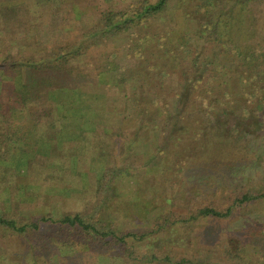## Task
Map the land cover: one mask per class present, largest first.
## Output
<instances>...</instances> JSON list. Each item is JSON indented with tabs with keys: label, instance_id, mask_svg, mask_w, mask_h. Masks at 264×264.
Returning a JSON list of instances; mask_svg holds the SVG:
<instances>
[{
	"label": "trees",
	"instance_id": "trees-1",
	"mask_svg": "<svg viewBox=\"0 0 264 264\" xmlns=\"http://www.w3.org/2000/svg\"><path fill=\"white\" fill-rule=\"evenodd\" d=\"M167 1H146L141 8L131 2L125 11L110 12L102 31L94 30L95 24H80L88 20V13H75V26L82 32L74 34L67 28L66 6L71 3L78 10L82 8L79 1L0 0V232L18 238L49 235L54 245L49 256L52 264H110L101 262L105 254L126 263L193 264L185 258L173 261L148 251L142 254L139 244L155 239L168 225L185 228L203 219H228L243 205L264 200V193L236 194L225 208L211 203L172 221L165 215L162 222L142 232L122 229L103 215L118 180L139 178L140 170L154 165L158 156H162L156 166L161 174L184 169L186 154L178 148L183 145L194 151L210 132H223L218 122L221 115L229 112L235 118L256 119L258 124L264 119V36L259 33H254V44L246 49L235 46L231 38L222 41L219 35L223 32L214 37L219 43L218 56L233 58L228 59L229 67L226 60L217 61L219 76L205 84L206 93L199 96L202 101L196 103L194 112L188 111V103L204 79L198 75L201 59L196 51L189 65L179 69L173 103L171 96L160 95L159 89L172 78L174 68L156 70L159 57L167 55L156 31L176 36L178 52H169L172 60H184L191 52V36L171 29L178 19L167 18ZM255 1L262 0H197L198 10L192 18L208 20H200L192 36L202 38L216 23L227 30L222 16L210 20L211 10L240 8ZM114 40L119 43L110 47ZM108 72L115 74L113 82ZM228 72L233 75L228 77ZM144 100L160 104L161 109L148 111L140 104ZM117 102L122 105L121 126L102 118ZM23 114H28L32 133L41 140H28L33 142L31 151L18 146L27 140L15 124L16 116ZM134 126L139 130L129 131ZM153 137L161 140L160 146L153 147L149 161L139 165L132 158L131 145H142ZM38 144H47L46 151ZM20 176L39 187L50 184L62 193L79 194L82 209L58 217L50 212L28 213L21 209V204L35 200L29 197L28 184L24 196L16 189L18 184H10ZM139 182L147 181L142 177ZM3 257L0 254V264Z\"/></svg>",
	"mask_w": 264,
	"mask_h": 264
},
{
	"label": "rangeland",
	"instance_id": "rangeland-1",
	"mask_svg": "<svg viewBox=\"0 0 264 264\" xmlns=\"http://www.w3.org/2000/svg\"><path fill=\"white\" fill-rule=\"evenodd\" d=\"M76 1H79L82 8L73 10L71 3H67L66 6L70 17L67 28L74 34L78 31L82 32L75 26V13H88L90 16L88 20H82L80 24L85 27L90 25L92 27L95 24L92 28L102 31L107 26L111 16L110 12L125 11L129 8L131 2H136L138 8H141L146 1L152 2L154 0ZM197 4V0H168L166 4L167 18L174 17L178 19L176 23L174 21L175 25H171L173 26L171 29L178 28L180 32L184 31L182 32L184 34L181 35L191 36L189 37L191 52L186 59L180 60L176 57L175 60H172L173 58L169 52L171 50L178 52L174 48L177 44L176 36L173 34L167 36V33L162 30L156 31L162 39L159 42L161 44L160 48L167 54L159 57L156 70L161 67L165 70L174 68L172 78L170 77L165 81L164 86L159 89V93L164 97L171 96L172 103L178 88L177 81H180L178 74L183 71L182 68L189 65L192 51L194 53L196 51L201 59L198 75L204 76V79L197 84L195 90L193 89L191 102L188 103V111L192 112L196 109V103L202 101L199 96L206 93L205 84L210 79H217L219 76L218 71L215 69L217 61L226 60L225 65L229 67L228 59L233 58L226 54L222 57L218 56L217 47H219V43L214 40V37L223 32L222 35H219L222 41L226 40L228 42L231 38L235 41V46L238 44L240 49H246L254 44V33L264 36V0L255 1L240 8L236 6L221 9L219 6L217 9L211 10L210 20L215 19L217 15L222 16L221 19L228 23L227 30H224L223 24L211 22L215 25H212L210 33H205L202 38L191 34L196 32V24L200 20H208L204 17L198 20L192 18L198 10L196 8ZM94 13L101 20L95 17ZM200 13L202 14L201 11ZM118 41H110V47L119 43ZM158 41L156 42L158 43ZM108 74L111 82H113L115 74L111 72H108ZM231 75L233 74L228 72V77ZM151 81L155 83L157 79L153 78ZM234 81L239 84V79ZM137 96H140V94L137 93ZM139 99L142 100L143 98L139 97ZM81 104L83 105V102ZM140 104L148 111L153 110L154 112L161 109L160 104L154 105L146 100L140 102ZM121 106V103L117 102L114 110H110L103 115L104 121L121 126ZM171 109L172 104L169 106V110ZM27 120L28 114L16 116L15 124L18 125L27 139L18 142V146L31 151L33 142L28 143V140L34 139L36 143L41 140H39L40 136L35 137L36 135H33V129ZM218 122L222 124L223 132L217 130L218 134L210 132L204 141L194 146V151L186 149L183 145L178 148V151L186 154L185 168L182 170L176 169V172L179 173H173L172 175L171 172H164L161 174V170L156 168L162 160V156H158L154 161V165L148 166V169H139L142 173L139 178L132 177L118 180L117 184L111 188V200H109L108 207H106L107 209L103 212V215L108 216L112 223L117 224L122 229L142 232L150 229L154 222H162L165 215L169 216L170 221L179 220L180 217H187L190 212L198 207L211 203L215 206L218 205L220 208H225L236 194L245 192L264 193V119L258 124L256 119L235 118L233 114L228 112L221 115ZM138 130L137 126L129 128L131 132ZM60 142H63V140ZM160 142L161 140L157 137H153V140L150 139L142 145L133 142V145H131L133 160L136 163L138 162L139 165H144L150 159L152 148L160 146ZM162 144L164 145V142ZM38 145L42 152L46 151L47 144ZM152 166H154L153 169ZM95 168L98 170L97 167ZM144 170H148L149 173ZM142 177L143 179L146 178L147 182H139ZM26 183L29 187L26 189L30 192L29 197L35 198L34 202L21 204V209H26L28 213L30 211L33 213L50 212L58 217L68 211L82 209L83 199L79 194L62 193L54 185L48 184L39 187L27 182V179L23 176L18 177L10 184H18L16 189L24 196V185ZM85 211H88V209ZM162 216L164 217L162 218ZM147 243L139 244L142 254L148 251V254L154 253L161 258L169 256L173 261L185 258L193 264H264V200L243 205L228 219H203L196 225L190 224L185 228H182L180 224L168 225L164 232ZM53 248L54 245L49 235L46 234L18 238L6 232H0V254L4 255L1 264H52L49 256ZM100 258H103L101 262H111L110 264H147L140 262L126 263L124 259H112L107 254ZM109 258L111 260L106 261ZM156 264L166 263L160 261Z\"/></svg>",
	"mask_w": 264,
	"mask_h": 264
}]
</instances>
